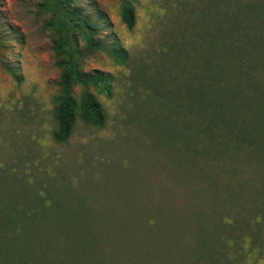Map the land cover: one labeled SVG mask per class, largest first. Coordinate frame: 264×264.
Segmentation results:
<instances>
[{
  "label": "rangeland",
  "instance_id": "obj_1",
  "mask_svg": "<svg viewBox=\"0 0 264 264\" xmlns=\"http://www.w3.org/2000/svg\"><path fill=\"white\" fill-rule=\"evenodd\" d=\"M215 1L135 0L127 28L119 0H96L128 62L99 50L85 58L84 71L114 76L110 97L96 93L106 119L77 117L58 142L49 14L39 0H0V264H264V196L252 197L264 163L197 156L185 145V112L161 104L177 100L172 78L185 79L182 57L170 59L178 29L199 32ZM251 1L259 11L248 24L264 20V0ZM74 4L93 14L91 0ZM221 140L211 148L225 149Z\"/></svg>",
  "mask_w": 264,
  "mask_h": 264
},
{
  "label": "trees",
  "instance_id": "obj_2",
  "mask_svg": "<svg viewBox=\"0 0 264 264\" xmlns=\"http://www.w3.org/2000/svg\"><path fill=\"white\" fill-rule=\"evenodd\" d=\"M74 1L39 0L38 4L41 11L49 14L45 27L51 32L53 63L59 69L58 94L53 102L56 125L53 137L58 142L69 138L77 117L95 126H102L106 119L96 93L110 97L114 76L102 70L84 71L85 58L98 50L121 65L129 58L96 0L90 4L96 19ZM119 1L120 18L127 28H132L136 23L135 0ZM215 5L213 15L210 8H203L208 19L205 26L197 28L201 29L199 32L181 34L178 29L180 40L173 44L175 51L170 59L182 57L185 79L172 78L170 83H176L177 100L161 104L170 109L180 107L185 112V145L192 146L197 156L226 157L240 165L246 159L261 166L264 163V20L259 24L245 23L259 11V5L251 0H216ZM105 26L109 28L110 41L100 37ZM10 73L20 80L16 72L10 70ZM77 87L81 89L79 96L75 93ZM245 94L254 101L250 105L241 100ZM250 111L260 116L254 118ZM223 125L231 126L233 131L223 133L220 131ZM218 134L226 144L225 149L210 146ZM203 135L210 136L212 141L207 142ZM254 192V203L261 202L258 197L264 196V177L262 187ZM36 198L37 205L46 206L42 198ZM237 221L246 223L245 218Z\"/></svg>",
  "mask_w": 264,
  "mask_h": 264
}]
</instances>
